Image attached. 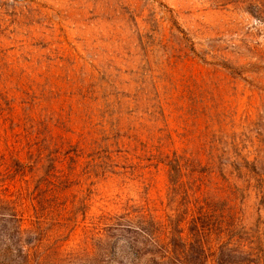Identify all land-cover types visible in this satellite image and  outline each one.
<instances>
[{
    "label": "rangeland",
    "instance_id": "374dc122",
    "mask_svg": "<svg viewBox=\"0 0 264 264\" xmlns=\"http://www.w3.org/2000/svg\"><path fill=\"white\" fill-rule=\"evenodd\" d=\"M174 158L264 249V0H0V214L31 259L155 264L127 223L175 215Z\"/></svg>",
    "mask_w": 264,
    "mask_h": 264
},
{
    "label": "trees",
    "instance_id": "16d2710c",
    "mask_svg": "<svg viewBox=\"0 0 264 264\" xmlns=\"http://www.w3.org/2000/svg\"><path fill=\"white\" fill-rule=\"evenodd\" d=\"M244 163L245 167H251L249 169L251 172L255 171L254 165L247 160H244ZM167 165L169 166L171 184V202L174 203L180 196L179 204L182 206L178 204L171 208L175 211V215L165 214L164 220H157L156 216L150 213L148 207L145 212L131 218L132 221L136 219V225L127 223V232L130 235L127 252H133L140 256L148 255V260L155 264H255L256 260L264 255V249L257 245L256 253L255 248L245 243L247 240L248 243L252 241L247 237L246 231L241 234L236 229L241 224L240 221L237 223L239 217L236 216L238 211L233 210L235 206L224 203L222 207L217 208L216 204L207 196L201 199L196 196L203 184V178L199 175L203 169H197V166L189 160L185 162V167H189L192 177L189 186H187L180 181L183 174L181 170L184 167L180 160L177 158L168 160ZM194 173H198V176H193ZM254 187L260 193L258 222L261 220V207L264 210V189L261 190L257 185ZM224 189L234 198L236 193L241 191L235 184L231 185L230 183L225 185ZM240 193L244 196L242 192ZM6 215L8 217L1 212L0 220H7L11 224L8 229L5 225L3 229L0 227V255L3 252L16 251L18 256H22V262L25 264H42L43 257L31 259L29 253L22 249L21 219L16 217V212H8ZM181 223L187 225V233L184 236L182 234L184 227H179ZM261 234L264 236V226ZM212 236H215L218 241L221 238L225 240L213 248ZM31 240V238H27L24 241L30 244Z\"/></svg>",
    "mask_w": 264,
    "mask_h": 264
}]
</instances>
